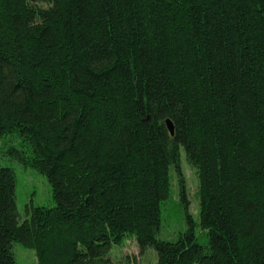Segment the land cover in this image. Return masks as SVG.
I'll return each instance as SVG.
<instances>
[{
  "label": "trees",
  "instance_id": "obj_1",
  "mask_svg": "<svg viewBox=\"0 0 264 264\" xmlns=\"http://www.w3.org/2000/svg\"><path fill=\"white\" fill-rule=\"evenodd\" d=\"M6 133L53 204L21 218L0 164V264L14 240L35 264H117L127 234L154 264H264V0H0ZM180 146L204 242L190 215L158 235L170 165L186 200Z\"/></svg>",
  "mask_w": 264,
  "mask_h": 264
},
{
  "label": "rangeland",
  "instance_id": "obj_2",
  "mask_svg": "<svg viewBox=\"0 0 264 264\" xmlns=\"http://www.w3.org/2000/svg\"><path fill=\"white\" fill-rule=\"evenodd\" d=\"M18 146V138L13 133L0 136V164L10 166L16 177V203L20 217L27 215V207L31 205L53 204L51 185L44 173L30 164L24 163L11 147ZM180 169L185 179V199L180 198L178 173L174 165L169 166L170 190L160 206V229L158 235L164 238H175L188 226V215L194 224V234L199 242H204L205 230L199 225L200 196L198 194V176L196 167L188 162L183 146L179 148ZM12 248L17 264H35L34 249L18 240H14ZM111 257L117 264H154L156 251L147 246L143 253L139 252L134 235L127 234L110 249ZM127 256V259H126ZM128 260V261H127ZM192 264H197L196 262Z\"/></svg>",
  "mask_w": 264,
  "mask_h": 264
},
{
  "label": "water",
  "instance_id": "obj_3",
  "mask_svg": "<svg viewBox=\"0 0 264 264\" xmlns=\"http://www.w3.org/2000/svg\"><path fill=\"white\" fill-rule=\"evenodd\" d=\"M165 122H166V124H167V127H168L170 133L173 134L174 129H173V123H172L171 119H170L169 117H167V118L165 119Z\"/></svg>",
  "mask_w": 264,
  "mask_h": 264
}]
</instances>
